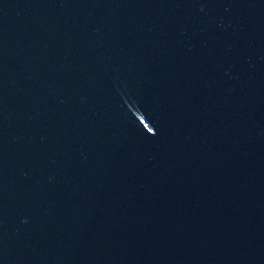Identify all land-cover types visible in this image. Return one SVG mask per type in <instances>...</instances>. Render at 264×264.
<instances>
[{
	"label": "water",
	"instance_id": "95a60500",
	"mask_svg": "<svg viewBox=\"0 0 264 264\" xmlns=\"http://www.w3.org/2000/svg\"><path fill=\"white\" fill-rule=\"evenodd\" d=\"M0 264H264V0H0Z\"/></svg>",
	"mask_w": 264,
	"mask_h": 264
}]
</instances>
